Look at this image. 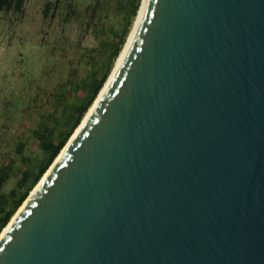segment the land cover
Masks as SVG:
<instances>
[{
  "label": "water",
  "instance_id": "1",
  "mask_svg": "<svg viewBox=\"0 0 264 264\" xmlns=\"http://www.w3.org/2000/svg\"><path fill=\"white\" fill-rule=\"evenodd\" d=\"M41 176L0 264H264V0H144Z\"/></svg>",
  "mask_w": 264,
  "mask_h": 264
},
{
  "label": "rangeland",
  "instance_id": "2",
  "mask_svg": "<svg viewBox=\"0 0 264 264\" xmlns=\"http://www.w3.org/2000/svg\"><path fill=\"white\" fill-rule=\"evenodd\" d=\"M56 1L23 0L18 12L0 9V168L6 158L11 165L0 193L14 185L21 167L41 156L30 129L49 110V93L66 77L71 47L95 44L88 27L79 26L72 13L63 18L53 6L46 17L42 15L44 3ZM71 1L77 9L91 2ZM17 142L22 143L20 153L15 152Z\"/></svg>",
  "mask_w": 264,
  "mask_h": 264
},
{
  "label": "trees",
  "instance_id": "3",
  "mask_svg": "<svg viewBox=\"0 0 264 264\" xmlns=\"http://www.w3.org/2000/svg\"><path fill=\"white\" fill-rule=\"evenodd\" d=\"M140 1L91 0L83 9H77L71 0H57L54 5L44 3V17L53 6L63 13V18L72 13L79 26L88 27L95 44L81 46L76 43L71 47L73 56L66 77L49 93V110L40 115L30 129L33 146L41 151V156L21 167L14 175V185L7 192L0 193V233L96 99L131 29ZM22 4L23 0H0V9L18 12ZM21 150L22 143L17 142L15 152ZM10 168V159L6 158L0 168V185Z\"/></svg>",
  "mask_w": 264,
  "mask_h": 264
},
{
  "label": "bare ground",
  "instance_id": "4",
  "mask_svg": "<svg viewBox=\"0 0 264 264\" xmlns=\"http://www.w3.org/2000/svg\"><path fill=\"white\" fill-rule=\"evenodd\" d=\"M143 1H144V0H141V2H140V5H139V8H138V10H137V14H136V17H135V20H134L133 26H132V28H131V31H130L128 37L126 38V41H125L124 45L122 46V49H121V51H120V53H119V55H118V57H117V59H116L114 65H113L112 71L110 72V74H109L107 80L105 81L103 87H102L101 90L98 92V94H97V98L95 97V98H96V99H94L95 101L93 102V104L91 103L92 105L90 106V108L88 109V111L86 112V114L84 115V117H83L81 123L83 122V120L85 119V117L87 116V114L90 112V110L94 107V104H95L96 100L98 99V97L100 96V94L102 93V91L104 90V88H105V86H106V84H107V82H108V80H109V78H110V76H111V74H112V72H113L115 66L117 65V63L119 62L120 58L122 57V55H123V53H124V51H125V47H126L128 41H129L130 37L132 36V34L134 33V31L136 30L137 25H138V22H139V10H140V7H141ZM81 123L79 124V126L81 125ZM79 126L75 129L74 133L72 134V136L70 137V139L68 140V142H69V141L72 139V137L75 135V133L77 132ZM68 142H67V143H68ZM67 143H65V145L62 147V149L60 150V152L57 154V157L54 158L55 160L59 157L60 153H61V152L63 151V149L66 147ZM54 159H53L52 163L49 165V167H51V165L54 163V161H55ZM49 167H48L47 170L43 173V175L41 176L40 179H42V177H43V176L45 175V173L48 171ZM39 181H40V180H39ZM39 181H38V182H39ZM38 182H37V183H38ZM36 185H37V184H36ZM36 185H35V187H36ZM31 193H32V192H31ZM31 193H30V194H31ZM27 197H29V194L27 195ZM27 197H26L25 200L22 202V204L18 207V209L15 211L16 213H15L14 215H12V218H10L9 222L6 224L7 226H6V227L4 228V230L0 233V237H1V235L5 232V230L7 229L8 225L11 223V221L13 220V218L16 216L17 212H18L19 209L22 207V205H23L24 202L26 201Z\"/></svg>",
  "mask_w": 264,
  "mask_h": 264
}]
</instances>
